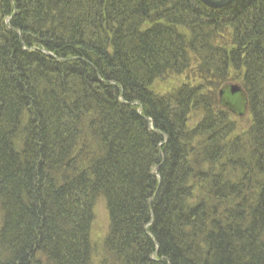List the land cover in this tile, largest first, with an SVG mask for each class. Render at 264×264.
Segmentation results:
<instances>
[{
	"label": "trees",
	"instance_id": "obj_1",
	"mask_svg": "<svg viewBox=\"0 0 264 264\" xmlns=\"http://www.w3.org/2000/svg\"><path fill=\"white\" fill-rule=\"evenodd\" d=\"M241 68L253 123L229 148ZM0 209V264H264V0H0Z\"/></svg>",
	"mask_w": 264,
	"mask_h": 264
},
{
	"label": "rangeland",
	"instance_id": "obj_2",
	"mask_svg": "<svg viewBox=\"0 0 264 264\" xmlns=\"http://www.w3.org/2000/svg\"><path fill=\"white\" fill-rule=\"evenodd\" d=\"M193 68L196 67V63L194 62ZM241 79V77L239 76ZM188 76L186 74H175V73H167L162 78L156 80L153 82L151 86V90L158 95H167L169 93H172L179 89L183 84L188 83ZM193 84H198V82L190 80ZM229 84L233 85H241V81L235 80L230 82ZM233 116V115H232ZM201 120V115L198 112H192L191 116L188 120V128L194 129L197 124ZM232 120L236 124V130L234 132V137H240L237 139V145H244V148L246 147L247 138H244V136L247 135L248 129L253 123V119L251 114L244 113L242 116L238 117L237 115H234L232 117ZM166 138V137H165ZM163 145V144H162ZM243 148V149H244ZM242 149V150H243ZM227 150V149H226ZM164 159V158H163ZM93 214L95 216L94 220L91 224L90 229V237H91V245L93 254L95 257H99L102 254V245L103 241L109 231V215L106 207V203L104 200H99L94 209ZM97 260V259H96Z\"/></svg>",
	"mask_w": 264,
	"mask_h": 264
},
{
	"label": "bare ground",
	"instance_id": "obj_3",
	"mask_svg": "<svg viewBox=\"0 0 264 264\" xmlns=\"http://www.w3.org/2000/svg\"><path fill=\"white\" fill-rule=\"evenodd\" d=\"M212 1H214V2H223V3H225L226 5L225 6H223V7H212V6H207V5H205L204 3H203V0H199V2H201V4H203V6L205 7V8H208V9H211V10H220V9H224V8H229V7H231V6H233L234 5V3L237 1V0H212ZM151 24H149V25H144L143 26V29H146V28H148L149 26H150ZM222 46H224V47H227V48H231V47H233V45H231V44H227V45H224V44H221ZM191 62H193L194 63V60H192ZM192 63V64H193ZM190 66L188 67V70L186 71V72H184L183 74H186L187 76H194L195 74H196V69L195 68H193V65H191V64H189ZM241 71H240V74H237V73H235V72H229V75L228 76H224V81L226 82L227 81V83L229 84L230 82H232V81H235V80H239V81H241V79L238 77V76H244V74H245V69H243V68H241L240 69ZM152 86V85H151ZM220 90H221V92L222 91H226V87L225 86H222V85H220ZM149 90L151 91V93L153 94V95H155V96H157V97H163L162 95H158V94H155L152 90H151V87L149 88ZM243 90V89H242ZM175 92V91H174ZM173 93V92H172ZM169 94H171V93H169ZM241 96L242 95H244V92L242 91L241 93ZM229 96V98L228 97H226L225 98V100L226 101H229V102H227L228 104H230V105H236L237 104V106H238V112H241L242 110H243V104H242V101H241V99H240V96H239V94H235V93H233V94H230V95H228ZM141 112V108L139 109V113ZM236 113H237V110H236ZM148 122L150 121L148 118L146 119ZM235 130H236V128H232V131H231V133H228L227 134V137L226 138H228L229 139V144H228V147L230 148L231 146H232V144H233V142H234V132H235ZM249 131V130H248ZM248 133V132H247ZM53 179L55 180V182H57V183H59L60 181V179L58 178V177H53ZM6 213L7 212H4L3 210H1L0 209V229L2 228V226H3V223H4V215H6ZM93 214H91L90 213V216L92 217V220H94V218H95V216L93 215ZM90 256V255H89ZM93 257V260H95V259H97L98 257H95V256H92ZM86 264H97L96 262H93V261H86Z\"/></svg>",
	"mask_w": 264,
	"mask_h": 264
},
{
	"label": "water",
	"instance_id": "obj_4",
	"mask_svg": "<svg viewBox=\"0 0 264 264\" xmlns=\"http://www.w3.org/2000/svg\"><path fill=\"white\" fill-rule=\"evenodd\" d=\"M203 3L207 6H212V7H223L225 6L226 4L223 3V2H214L212 0H203ZM240 89L238 87H232L230 89V92L233 94V93H239ZM221 96H222V92H221Z\"/></svg>",
	"mask_w": 264,
	"mask_h": 264
}]
</instances>
